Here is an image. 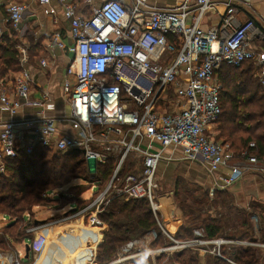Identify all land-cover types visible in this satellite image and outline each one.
<instances>
[{"label":"built area","instance_id":"obj_1","mask_svg":"<svg viewBox=\"0 0 264 264\" xmlns=\"http://www.w3.org/2000/svg\"><path fill=\"white\" fill-rule=\"evenodd\" d=\"M87 1L92 9L89 15L78 12L74 4H64L65 18L70 21V44L59 34L49 44L51 49L60 48L71 54L64 80L69 90V113L64 117L76 135L60 134L56 119L44 115L3 122L0 174L8 175V158L20 153L30 155L37 146L57 154L78 151L86 161L95 164H105L113 158L112 176L102 186L92 185L98 187V193L79 211L89 226L100 229L104 222L99 215L117 197L148 200L157 216L156 178L162 160H203L211 171L227 167L230 172L224 178L226 186L242 176L243 168L235 163L239 157L229 144L215 139L213 126L221 114L222 89L215 72L224 64L240 67L253 62L264 88V47L253 44L255 39L264 40V31L254 20L240 21L238 17L240 8L248 5L249 0H179L165 7L152 5L148 0H103L99 5L95 4L97 0ZM40 2L50 5L51 0ZM26 11L23 3L9 4L8 23L18 30ZM49 13L56 11L50 8ZM209 14H215L219 20L217 25L205 29L202 24ZM3 33L0 28V44ZM28 60L27 49L22 48L21 70L11 86L14 99L10 98L7 83L1 82L0 109L7 110L12 117L24 106L41 103L31 99ZM41 64L46 66L47 61L42 58ZM17 141L25 144L17 145ZM255 146L250 143V148ZM133 157L138 160L136 165L130 163ZM240 158L255 165L261 161L247 152ZM25 219L27 223L33 222L30 213ZM46 231L44 225L28 226L26 233L32 237L21 243L22 249L6 255L4 264H27L30 258L40 255L49 241ZM194 233L198 247L214 244V254L226 260L221 254L222 246L230 249L244 243L208 239L201 228ZM168 236L176 243L172 248L184 250L193 243ZM143 242L129 241L109 264H124L145 254L155 259L167 249H160L155 256L139 248ZM90 261L96 264L94 258Z\"/></svg>","mask_w":264,"mask_h":264},{"label":"trees","instance_id":"obj_2","mask_svg":"<svg viewBox=\"0 0 264 264\" xmlns=\"http://www.w3.org/2000/svg\"><path fill=\"white\" fill-rule=\"evenodd\" d=\"M17 35L18 33L13 29L11 36H4V43L0 46V76L21 70ZM215 75L222 84L217 138L229 144L236 157H241L243 152H247L264 158V88L255 76L254 63L246 62L240 67L224 64L216 70ZM251 142L255 143V148H250ZM91 166L94 168L93 172L89 171L90 164L78 151L57 154L40 146L35 147L30 155L20 153L14 158H8L6 160L8 175L0 174V215L12 218L11 223L3 228L4 241L10 242L17 249L16 245L20 246L23 241L32 237V234L26 233V229L36 223H27L26 214L32 212L36 206L52 202L48 194L53 190L70 185L74 180L102 186L110 179L115 168L113 158H109L105 164L93 163ZM78 187L73 184L74 189ZM175 196H179L178 192ZM63 198H69V196ZM209 200V193L205 192L197 201L200 204L207 203L208 209L211 210V203H214L215 199L212 200L213 202ZM54 202L57 201L54 200ZM69 202L71 205L74 204L77 210L90 201L79 195L71 197ZM80 205L82 207L79 208ZM201 208L200 206L198 209L189 207V210L184 213V217L186 216L187 219L190 217L192 220L190 224L184 222L178 225L175 232L177 239L194 238V230L200 227L204 229L208 238L225 236L222 219L211 216L210 213L204 217V211ZM99 218L110 228L104 232L103 242L98 248V264L114 260L119 253V248L127 241L153 231L157 233V239L153 244L156 246L166 244H162L165 238L159 226L160 213L158 212L157 216L154 215L148 200L114 198L104 208ZM199 220L200 225L196 224ZM245 223L247 220L242 222L244 225ZM261 233L264 240V227ZM227 237L233 238V235ZM185 252L188 253L189 250ZM185 252L176 254L177 259L184 257ZM222 253L235 264H257L259 260L255 250L238 245H232L230 249L225 247ZM203 255L197 252L188 259L180 261L183 264H202L203 261L205 264H212L208 254ZM162 259L163 256H158L155 262L161 264ZM28 262H31V258ZM233 262L218 256L213 257V264H234ZM130 264H154V261L150 256L143 255L131 260Z\"/></svg>","mask_w":264,"mask_h":264},{"label":"crops","instance_id":"obj_3","mask_svg":"<svg viewBox=\"0 0 264 264\" xmlns=\"http://www.w3.org/2000/svg\"><path fill=\"white\" fill-rule=\"evenodd\" d=\"M102 1L97 0L95 4L99 5ZM148 1L152 5L165 7L174 5L179 0ZM13 2L23 3L27 6V11L18 30L7 21V7ZM66 3L76 5L78 12L81 14L89 15L91 13L92 9L87 0H51L50 5L41 4L40 0H0V28L4 32L0 46L4 43V36H11L13 29L18 33L16 38L18 40L19 55L22 48L27 49L29 55L26 68L32 78L31 99L41 102L40 105L24 106L13 117L7 110L0 109V124L11 118L21 121L44 115L56 119V128L60 134L67 136L76 135V131L70 127L66 117H64L69 113V90L65 88L64 80L71 54L67 50L60 48L51 49L49 46L50 41L56 34H59L65 43L70 44L71 42L70 21L64 15V4ZM50 8H54L56 14L49 13ZM238 17L240 21L247 19L254 20L257 27L264 31V0H249L248 5L240 8ZM218 20L219 18L215 14H209L204 20L202 27L208 29L211 26L217 25ZM253 44L257 48H262L264 47V40L255 39ZM42 58L47 61L46 66L41 64ZM18 73L10 72L6 76H0V94L2 90L1 82H4L5 84L7 83L6 88L9 91L10 98H15L13 87L11 86ZM214 127L213 131L217 135L219 130ZM27 139L30 140L31 136ZM215 139L222 141L218 138ZM24 144L25 141H17V145L21 146ZM156 148L158 149V146ZM239 158H236L235 163H238L243 168L244 174L227 186L224 181V178L230 172V169L227 167L211 171L209 164L203 160L187 161L173 159L161 161L158 165L156 179L159 184V213L161 219L165 220V225L169 228L172 225L171 220L174 219V222L175 216L178 215L175 204V193L179 191L180 186L182 189L187 188L189 190L190 186H195L196 191L202 192V195L208 192L209 199H215V208L225 207L230 213L240 214L243 220L247 219L245 217H249V211H251V216H259L257 212H254L257 209L260 210L261 216L264 217V158L258 157L261 160L259 165L250 163L247 158ZM137 161L134 157L130 159L131 165H136ZM91 200L89 201L91 202ZM189 200L188 202H190ZM187 205L192 206L193 203H188ZM46 207L36 206L35 208ZM49 208L53 210L49 219H53L58 215V211L56 212L52 207ZM30 213L32 221L38 222L39 226H43L44 222L49 220L39 221L33 210ZM218 213L219 217L222 216L220 208L218 209ZM78 219L83 221L81 216ZM61 225L63 223H60L59 226ZM45 228L47 229V226ZM46 232H49L48 229ZM152 233L146 234L145 237L148 238Z\"/></svg>","mask_w":264,"mask_h":264},{"label":"rangeland","instance_id":"obj_4","mask_svg":"<svg viewBox=\"0 0 264 264\" xmlns=\"http://www.w3.org/2000/svg\"><path fill=\"white\" fill-rule=\"evenodd\" d=\"M214 128L218 129V125L216 124ZM218 134L217 135L215 134V138H217ZM88 163L90 164L89 171L93 172L94 168L93 166H91L93 162L90 161ZM73 184L78 185L79 187L77 189H74ZM194 187L195 186H190L189 187L190 190L187 188L182 189L181 186L179 187V191H178L179 196H176V200H175L176 208L178 210V215L175 216L174 222H173L174 219L171 220L172 225L169 226L168 228L165 225L164 219H161L160 221L159 226L161 228L162 235L165 238L164 241H162V244L166 243L165 245L168 244L167 246L154 245L153 242L155 239H157V237H155L154 234H151V236H149L150 238L148 237L147 240L144 238L145 236L144 235L142 237L141 236L137 238L135 237V239H132L130 241L144 240V242L140 244L139 248L142 249V251H145V253L147 252L155 253V256H157V253L159 254L160 249L167 248L164 253H160L158 255V256H163L161 264H174L173 262H175V264H183L180 260L188 259L189 257L193 256V254H196L197 252L201 253V256L202 254H204L203 256H206L208 254V257L211 258L209 261H211V263L213 264V257L217 256L214 254V248H215L214 244H209V246H205V247H202V246L198 247L196 245L198 244V242L196 241L197 235L194 233V238L181 239V240L193 241L191 246L182 250L180 249V247L172 248L173 245H176V243L168 235L176 239L175 232L177 230L176 228H178V225L184 222H187L189 224L191 223L190 220L192 219H190L189 216H188L189 219H187L186 216L184 217V213L187 210H189V207L194 208V209H198L199 206L202 207L201 210L204 211V217L207 216V213L208 214L210 213L211 216L219 217L218 209L220 208L221 213H222L221 214L222 216H220V218L222 219V222L225 227L224 228L225 236L216 237L214 239H219V238L231 239V238H228L227 236L233 235V239H236L235 241L244 242V243H238L237 244L238 246H241L247 249H252V250H255V252H257V257L259 258L257 264H264V246H263L264 240H263L262 233H261V229L264 227V217L261 216L260 210L257 209L254 211V212H257L259 216H251L250 215L251 211H249V217H245L247 218L246 219L247 223H245L244 225L242 224V222L244 221L243 217L240 214L233 213V212L230 213V211L227 210L225 207L215 208L214 203H211V206H212L211 210L208 209L209 206L207 203L200 204L199 201L197 200L202 198L203 196L202 192H197ZM82 191L84 192L81 197L91 200L94 194L98 193V187L96 186L95 188H92V185H90L89 183H85L82 180H74L70 183V185L68 184V185L62 186L61 188L55 189L52 192H50L48 194V197L53 198L52 199L53 201L47 202L41 205V206H47L46 208L33 209V212H35L37 219L39 221H46L47 219L50 218L51 213H53V210L49 207H52L53 209H55L56 212L58 211L57 212L58 215H56L55 218L49 219L47 222H44L45 224L43 225L47 226V229L49 231L48 232L49 241L46 244L44 251L40 255H37L35 257L33 256L31 258V262H28L27 264H31L33 261L34 262L37 261L36 264H39L42 261H45V263H48V264H89L88 261L92 260L93 258L96 261L95 263L98 264L97 262L98 248L100 244H102L103 242L104 232L108 231L110 227L107 223H104V228L100 229L97 227L89 226V224L86 222V218L83 219L81 217L83 221H80L81 219H78V217H80V214H79L80 209L76 210V207L74 206V204L71 205L69 201L71 197H78L79 195H81ZM64 196L66 197L69 196V198H63ZM55 198L57 201L56 203L54 202ZM189 199H191L193 202H191V200ZM188 200L190 202H188ZM209 201L213 202L211 199ZM188 203H193V205L189 206L187 205ZM78 207L80 208L82 207V205ZM200 220L197 221L196 224L200 225L201 224ZM11 221H12V218H10L9 216L0 215V264H4V262L7 261L8 256L6 255H10L11 253H14L16 250L14 245H12L10 242H5L4 241L5 239H3L4 238L3 228L7 226L8 224H10ZM60 223H63V225H61L62 227L59 226ZM78 228H80L81 230ZM200 228L203 229L202 227ZM153 232L157 234L156 231H153ZM127 235L129 234L127 233ZM208 239H211V238H208ZM128 242L129 241H127V243ZM124 245H122V247L119 248L118 250L119 253L122 251V248L124 247ZM16 247H18V249H22V246L16 245ZM225 247L227 246H222L221 254L225 256L226 258H228L227 261L230 260L229 262H233L227 255L222 253V250ZM187 250H189L188 253L185 252ZM180 252H185L186 255H184V257H182L181 259H177L176 254ZM145 255L152 257L150 254H145ZM117 256L118 255H116V257ZM155 260L156 258L153 259L154 264H157ZM112 261L113 260L107 263H104V264H109ZM130 262L131 260L126 261L124 264H130ZM233 263L235 264V262ZM202 264H205V262L203 261Z\"/></svg>","mask_w":264,"mask_h":264},{"label":"water","instance_id":"obj_5","mask_svg":"<svg viewBox=\"0 0 264 264\" xmlns=\"http://www.w3.org/2000/svg\"><path fill=\"white\" fill-rule=\"evenodd\" d=\"M36 224H38V222H36ZM30 255V247L29 245L26 246V258H29Z\"/></svg>","mask_w":264,"mask_h":264},{"label":"bare ground","instance_id":"obj_6","mask_svg":"<svg viewBox=\"0 0 264 264\" xmlns=\"http://www.w3.org/2000/svg\"><path fill=\"white\" fill-rule=\"evenodd\" d=\"M78 229H80V228H78ZM81 230V229H80ZM82 232V231H81ZM79 236H80V234H79ZM66 250V249H65Z\"/></svg>","mask_w":264,"mask_h":264}]
</instances>
